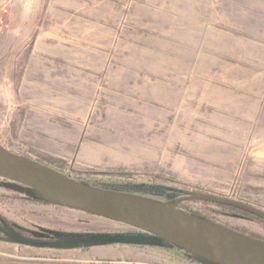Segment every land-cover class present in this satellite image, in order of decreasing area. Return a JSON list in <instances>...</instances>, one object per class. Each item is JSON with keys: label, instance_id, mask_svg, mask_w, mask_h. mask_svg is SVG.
<instances>
[{"label": "rangeland", "instance_id": "374dc122", "mask_svg": "<svg viewBox=\"0 0 264 264\" xmlns=\"http://www.w3.org/2000/svg\"><path fill=\"white\" fill-rule=\"evenodd\" d=\"M43 123L122 135L130 163L102 171L55 156L33 132ZM0 145L92 187L264 212V0H4ZM23 189L0 178V215L31 241L145 236ZM179 210L264 240L254 217L193 201ZM0 264L211 263L173 245L0 240Z\"/></svg>", "mask_w": 264, "mask_h": 264}, {"label": "water", "instance_id": "95a60500", "mask_svg": "<svg viewBox=\"0 0 264 264\" xmlns=\"http://www.w3.org/2000/svg\"><path fill=\"white\" fill-rule=\"evenodd\" d=\"M0 178L24 186V193L46 204L61 206L131 226L145 236H108L83 239L70 245L34 242L14 237L12 242L37 247H83L147 243L173 245L211 264H264V241L217 223L183 213L185 201H205L235 207L264 220V212L223 197L189 193L173 205L129 193L82 184L33 159L0 145Z\"/></svg>", "mask_w": 264, "mask_h": 264}, {"label": "crops", "instance_id": "0c3cea01", "mask_svg": "<svg viewBox=\"0 0 264 264\" xmlns=\"http://www.w3.org/2000/svg\"><path fill=\"white\" fill-rule=\"evenodd\" d=\"M32 127L33 132L39 131L44 136L42 141L48 142L46 147L55 156L72 154L78 164L102 171L130 163L131 152L124 150L122 135L96 128L66 129L50 123Z\"/></svg>", "mask_w": 264, "mask_h": 264}, {"label": "trees", "instance_id": "16d2710c", "mask_svg": "<svg viewBox=\"0 0 264 264\" xmlns=\"http://www.w3.org/2000/svg\"><path fill=\"white\" fill-rule=\"evenodd\" d=\"M45 165V164H44ZM47 166H49V165H47ZM87 185H89V186H92V185H90V183H87ZM100 189H105V190H109V189H106V188H103V187H100ZM133 191V190H132ZM129 191V192H125V193H130V194H136V195H138V196H142V197H147V198H153V197H155L156 195L154 194V193H152V192H149V191ZM117 192H120V191H117ZM30 198H28V200L29 201H32V202H34V203H42V204H46V203H44V202H42V201H39V200H37V199H34L32 196H29ZM32 197V198H31ZM193 202H199V203H203V204H208V205H214V206H217V207H221V208H225V209H229V210H232V211H235V212H238V213H241V214H243V215H247V216H251V217H254L255 219H257V220H259V221H261V222H263L264 223V220L263 219H261V218H258V217H256V216H254V215H252V214H250V213H247V212H245V211H243V210H240V209H237V208H235V207H231V206H226V205H222V204H216V203H212V202H205V201H193ZM203 219H206V220H208V221H210V222H213V221H211L210 219H208V218H203ZM215 223V222H214ZM221 226H223V225H221ZM224 227H226V226H224ZM226 228H228V229H231V228H229V227H226ZM231 230H233V231H236V232H238V233H241V232H239V231H237V230H234V229H231ZM0 233H2V234H4L5 235V237H12L13 236V234H15L14 236L15 237H17V238H20V239H25V240H29V241H31L30 239H29V237H27L26 235H24L22 232H20L15 226H13L8 220H6L5 218H3L1 215H0ZM241 234H243V235H246V234H244V233H241ZM13 236V237H14ZM246 236H248V235H246ZM249 237H251V236H249ZM251 238H254V239H258V240H262V241H264L263 239H259V238H256V237H251Z\"/></svg>", "mask_w": 264, "mask_h": 264}, {"label": "flooded vegetation", "instance_id": "af4514ba", "mask_svg": "<svg viewBox=\"0 0 264 264\" xmlns=\"http://www.w3.org/2000/svg\"><path fill=\"white\" fill-rule=\"evenodd\" d=\"M0 234H2V233H0ZM13 236L12 237H5V235L4 234H2V237H0V240H2V241H9L10 243L12 242V240H13ZM80 241H82V240H77V241H75V242H80ZM13 243V242H12ZM50 243H55V244H58V243H63L64 245H70V244H72V243H70V242H50ZM84 247V246H83Z\"/></svg>", "mask_w": 264, "mask_h": 264}, {"label": "built area", "instance_id": "2783aa9c", "mask_svg": "<svg viewBox=\"0 0 264 264\" xmlns=\"http://www.w3.org/2000/svg\"><path fill=\"white\" fill-rule=\"evenodd\" d=\"M4 3V0H0V6Z\"/></svg>", "mask_w": 264, "mask_h": 264}]
</instances>
